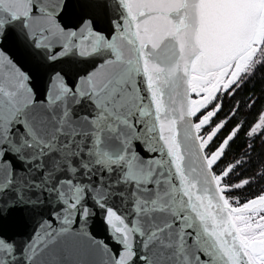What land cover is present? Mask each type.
I'll return each mask as SVG.
<instances>
[{
	"label": "snow or ice",
	"instance_id": "snow-or-ice-1",
	"mask_svg": "<svg viewBox=\"0 0 264 264\" xmlns=\"http://www.w3.org/2000/svg\"><path fill=\"white\" fill-rule=\"evenodd\" d=\"M0 264H264V0H0Z\"/></svg>",
	"mask_w": 264,
	"mask_h": 264
},
{
	"label": "trees",
	"instance_id": "trees-1",
	"mask_svg": "<svg viewBox=\"0 0 264 264\" xmlns=\"http://www.w3.org/2000/svg\"><path fill=\"white\" fill-rule=\"evenodd\" d=\"M259 89V86H257V90ZM257 152H260L259 143L257 142Z\"/></svg>",
	"mask_w": 264,
	"mask_h": 264
}]
</instances>
